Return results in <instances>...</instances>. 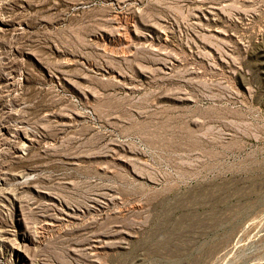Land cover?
Wrapping results in <instances>:
<instances>
[{"label": "rangeland", "instance_id": "rangeland-1", "mask_svg": "<svg viewBox=\"0 0 264 264\" xmlns=\"http://www.w3.org/2000/svg\"><path fill=\"white\" fill-rule=\"evenodd\" d=\"M0 264H264V0H0Z\"/></svg>", "mask_w": 264, "mask_h": 264}]
</instances>
